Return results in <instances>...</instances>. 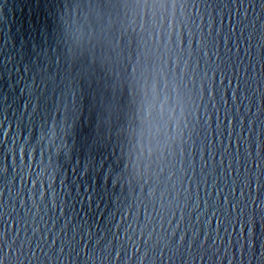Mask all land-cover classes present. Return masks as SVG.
<instances>
[{"label": "water", "instance_id": "obj_1", "mask_svg": "<svg viewBox=\"0 0 264 264\" xmlns=\"http://www.w3.org/2000/svg\"><path fill=\"white\" fill-rule=\"evenodd\" d=\"M186 2L0 0L4 264H264V0Z\"/></svg>", "mask_w": 264, "mask_h": 264}, {"label": "snow or ice", "instance_id": "obj_2", "mask_svg": "<svg viewBox=\"0 0 264 264\" xmlns=\"http://www.w3.org/2000/svg\"><path fill=\"white\" fill-rule=\"evenodd\" d=\"M188 4L185 2L178 3L177 0H103V3L98 4V8L103 9H124L130 10L135 16L137 13L149 14L150 11H154L157 9H165V10H172L175 12L177 7L180 8H187ZM264 7V5H262ZM250 181H246V184H250ZM260 184L257 182L256 190L259 191ZM264 207V204H262ZM4 259H7L5 255L4 258H0V264H4Z\"/></svg>", "mask_w": 264, "mask_h": 264}]
</instances>
